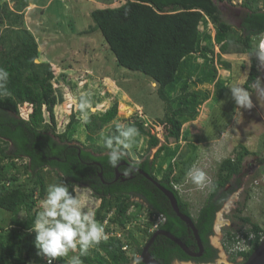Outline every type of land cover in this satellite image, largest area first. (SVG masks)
I'll return each instance as SVG.
<instances>
[{
  "label": "trees",
  "instance_id": "16d2710c",
  "mask_svg": "<svg viewBox=\"0 0 264 264\" xmlns=\"http://www.w3.org/2000/svg\"><path fill=\"white\" fill-rule=\"evenodd\" d=\"M115 1L119 3L116 6L90 11L93 24L88 27V31L99 32L118 66L140 72L157 84L156 94L165 106L164 118L160 122L162 135L165 140L177 141L182 131L179 117H193L194 112L188 106L174 108L173 103L186 101L194 94L187 92V84H184L181 93L170 98L165 88L177 80L181 62L185 57L202 50L213 54V50L200 45L198 28L205 31L204 24L210 22L213 25L214 44L219 50L216 55L217 63L229 69L230 63L223 60L221 55L226 54L235 45L247 48L252 39L264 34V0H241L240 5L245 12L240 17L237 29L222 19L214 0ZM13 2L12 10L8 9L7 4H3L0 14L3 25L0 30V68L9 74L7 80L0 81V84H3V87H0V209L11 215L8 226L0 227V260L8 264H27L32 255L38 252L34 245L35 233L30 232L29 227L39 212L36 201L46 194L43 170L55 172V182L65 183L70 193L75 185L87 187L100 200L95 218L101 221L111 213L110 219L121 228L123 239L133 242L131 244L135 246L136 253H140L142 247H139L138 241L132 237L130 231L123 228L125 222L131 219V215H135H129L131 207H136L137 210L145 208L150 215L164 216L167 222L162 228L181 238L186 245L190 244L184 240L187 228L172 213L170 207L160 203L161 200L163 203L168 202L147 179L136 174L135 180L112 182L115 167L108 163V150L103 144H78L83 148L78 156L77 148L70 147L72 141L67 138V131L76 121L75 115L69 113L68 121L62 123L63 130L58 131L57 123H60L62 118L55 112L54 70L47 62H35L38 59L37 43L23 26V13L29 0ZM256 63V58L250 59L249 72L244 83L247 89L256 81ZM23 104L27 109L25 117L20 116L23 112L20 106ZM44 113H47V119ZM116 116L115 102L102 113L90 114V121L84 124V127L89 134L96 135L113 122ZM132 125L139 130L140 135L147 137L148 152L159 145V138L146 131L140 120L136 119ZM117 134L116 126H112L108 135ZM238 148L234 158H226L220 162L216 180L193 219L203 244H206V234L211 231L215 212L234 191L233 188L226 189V186L241 173L244 159L251 155L245 146L239 145ZM164 149L165 145L160 144L152 159L147 154L141 155L138 161L131 160L128 153L121 162H132L171 191L180 211L189 217L187 203L182 201L170 180L172 166L167 167L160 179L154 174L156 159ZM19 160H23L24 164L18 166L16 162ZM95 163H98L102 170V178L98 177L99 167ZM19 175L24 178L21 184ZM131 195L139 196L144 204L131 200ZM22 209L25 212L24 218L19 217ZM240 220L249 225V229L243 234L249 248L247 251H236L235 256L245 261L264 237V230L248 217ZM172 221L175 224L172 225ZM176 224L178 229L174 227ZM145 226L146 228L135 227L148 238L151 235L148 232L149 224L146 223ZM226 241L237 240L234 235L227 233ZM168 243L172 242L164 237H157L152 247H162ZM123 245L122 239L114 237L100 241L88 249L87 255L81 257L83 264H129L131 257L121 250ZM208 252L210 257L214 256L210 247ZM177 253L179 255H175L178 259L189 260L179 248ZM78 254L79 252L76 255ZM169 256L172 258L173 253ZM154 258L160 263H167L158 256ZM204 261H207V258ZM54 264H67V261L59 258ZM137 264L142 262L138 261Z\"/></svg>",
  "mask_w": 264,
  "mask_h": 264
},
{
  "label": "rangeland",
  "instance_id": "374dc122",
  "mask_svg": "<svg viewBox=\"0 0 264 264\" xmlns=\"http://www.w3.org/2000/svg\"><path fill=\"white\" fill-rule=\"evenodd\" d=\"M214 1L222 19L237 29L240 17L245 12L240 5L241 0ZM3 4H7L8 9L12 10L14 2L0 0V14ZM118 4L115 0H29L24 10L23 26L37 43L38 59L35 62H47L54 70L55 112L62 118L57 123L58 131L63 130L62 123L68 121L71 113L75 115L76 121L67 131V138L83 146H102V138L111 133L112 126L118 123L132 125L136 119L140 120L144 129L151 135H156L160 143L148 152L147 137L137 136L133 148L128 150L130 159L138 161L141 155L147 154L152 159L160 144H164V151L156 159L154 174L160 179L167 167L172 166V185L182 201L187 203L193 217L203 206L211 185L216 180L220 162L226 158H234L239 151L238 146H245L251 155L244 159L241 173L226 186V189L233 188L234 191L226 197L216 213L214 232L210 237L217 254L213 264H242L243 259L235 256V252L248 250L249 244L243 234L247 232L249 225L243 224L240 218L248 217L264 230V60L259 58V54L264 53V34L252 39L247 48L235 45L226 54H222V59L230 63V68L225 69L216 60L219 50L214 44L213 25L207 20L210 24L203 25L205 31L198 28L200 45L213 50V54L202 50L185 57L177 80L165 88L170 98L179 95L184 84H187V92L194 94L186 101L173 103L174 108L188 106L194 116L179 117L182 122L180 138L177 141L165 140L160 123L164 118L165 106L156 94L157 84L140 72L118 66L99 32L88 31V27L93 24L90 11ZM1 22L0 17V30L3 29ZM251 58L257 60L258 75L247 89L244 83ZM232 84L248 90L251 108L236 106L228 89ZM73 97L77 104L82 98L91 101V107L95 111L89 115L102 113L116 102L117 116L96 135H91L81 122L83 112L76 109ZM20 107L23 111L20 116L25 117L27 109L24 104ZM44 117L47 119V113H44ZM16 163L18 166L24 164L23 160ZM190 169L205 172L206 182L202 186L192 182L188 175ZM42 174L46 186L57 180L55 172L43 170ZM23 179L19 175L20 184ZM72 190L82 208L95 215L100 200L85 186L75 185ZM45 196L46 194L36 201L39 211ZM148 214L145 208L137 210L136 207H131L129 210V221H132L133 227L130 226L128 231L139 245L145 243L147 236L136 227L142 228L145 225V220L150 217ZM10 217L8 212L0 209V227L8 226ZM19 217H25L23 209ZM109 222L115 224L112 219L107 223ZM111 227L114 226L109 225L108 228ZM227 233L234 235L237 241L227 242ZM78 252V249L70 251L67 257H58L56 260L63 258L68 262ZM37 253L32 255L27 264H47L46 259ZM0 264L8 263L0 260Z\"/></svg>",
  "mask_w": 264,
  "mask_h": 264
},
{
  "label": "clouds",
  "instance_id": "9594fccd",
  "mask_svg": "<svg viewBox=\"0 0 264 264\" xmlns=\"http://www.w3.org/2000/svg\"><path fill=\"white\" fill-rule=\"evenodd\" d=\"M264 60V53L259 54ZM8 72L0 68V81L7 80ZM3 87V84H0ZM232 100L238 108L249 109L252 101L247 89L232 84L228 86ZM6 94V93H4ZM76 109L83 112L80 117L82 124L90 121L91 101L82 98L77 104L72 98ZM117 135L103 137V145L108 150V163L117 167L132 149L139 130L130 124H117ZM131 168L125 170V175ZM192 182L202 186L206 182V174L200 169H190L188 172ZM29 231L35 233L34 245L38 255L43 256L47 264H52L58 257H67L70 251L79 250L78 255H72L67 264H83L82 256L87 255L88 249L106 239L103 224L95 219L93 213L85 211L79 199L69 192L63 182L51 183L46 188V196L41 202V210L35 215Z\"/></svg>",
  "mask_w": 264,
  "mask_h": 264
},
{
  "label": "flooded vegetation",
  "instance_id": "af4514ba",
  "mask_svg": "<svg viewBox=\"0 0 264 264\" xmlns=\"http://www.w3.org/2000/svg\"><path fill=\"white\" fill-rule=\"evenodd\" d=\"M71 143H73V142H71ZM70 143V147L72 146V147H75V148H77V150H78V156H79V154L81 153V151L83 150V148H81V147H79L78 146V144L77 143H73V144H71ZM85 151H89V150H87V149H85ZM94 164V163H93ZM95 165L97 166V167H99V173H98V177L100 178V176H99V174L101 173L102 174V170H101V168H100V166H99V164L98 163H95ZM128 168H131V171H129L128 172V174L127 175H125L124 173H125V170L126 169H128ZM139 171H142V169L141 168H139V167H137L136 165H134L132 162H130V161H126V162H120V164H119V167H115V169H114V175H115V177H114V180L112 181L113 183L114 182H116L117 180H121V181H125L126 182V180H135L136 179V174L137 175H140V176H142V177H144L141 173H139ZM144 172V171H143ZM116 174H118V177L116 178ZM145 178V177H144ZM146 179V178H145ZM103 183H105V182H103ZM109 184H111V183H109ZM87 188V187H86ZM164 196V195H163ZM165 197V196H164ZM131 200H133V201H138V202H141L142 204H144V202H143V200L139 197V196H133V195H131ZM166 198V197H165ZM165 200H167V202L168 203H163L164 201H162L161 200V204H163L164 206H168V207H170V210L172 211V213H174L173 212V210H172V208H171V206H170V204H169V201H168V199L166 198ZM224 202V201H223ZM222 202V203H223ZM177 205H178V203H177ZM222 205V204H221ZM221 205H220V207H221ZM219 207V208H220ZM178 208H179V206H178ZM219 208H218V210H219ZM218 210L215 212V214H214V218H215V215H216V213L218 212ZM179 211H180V208H179ZM181 212V211H180ZM182 214H183V212H181ZM174 215H175V213H174ZM185 215V214H184ZM176 216V215H175ZM177 217V216H176ZM196 217V216H195ZM195 217H193L192 215H191V213L189 214V218L193 221V219L195 218ZM163 218V220H162V222L157 226V228L153 231V232H151V235L147 238V240L145 241V243L142 245V249L144 248V246H145V244L147 243V241L150 239V237L154 234V233H156V232H158V234H157V236L154 238V240H153V242L155 241V239H157V237H164L167 241H169V242H172L171 244H165L166 246H162V247H159V246H154V247H152V244H153V242L151 243V245L149 246V248H148V251H149V254H150V256L154 259V260H156L157 262H158V260L157 259H155L154 257H159V258H161V260L162 261H166L167 263L166 264H213L214 262H215V260H216V257H217V254H216V249L213 247V245L211 244V242H210V237H211V235L213 234V232H214V219H213V222H212V224H211V231H210V233L209 234H206V236H205V241H206V244L204 243H202L201 242V247H202V251L199 249V247H198V244H197V241H196V239L194 238V236H193V233L191 232V230L187 227V225L183 222V221H181L178 217V219L185 225V227L187 228V231H185L186 232V234H185V238L186 239H184L185 241H187V242H190V244H188V245H186L184 242H182V240H181V238H179L178 236H176V235H174L173 233H171V232H169V231H167V230H165L164 228H162L163 227V225L167 222V219L163 216L162 217ZM193 223H194V221H193ZM173 224H175L174 223V221H172V225ZM195 226V225H194ZM174 227H175V229H176V227H177V229L179 228L178 227V225L176 224V225H174ZM197 230V229H196ZM198 232V231H197ZM164 233H168V234H170V235H172L173 237H175L176 239H178V240H180L184 245H185V247L187 248V250L192 254V256L191 255H188L186 252H184L174 241H172V240H170L168 237H166L165 235H164ZM183 233V232H182ZM184 235V234H183ZM200 238V237H199ZM201 241V240H200ZM209 247L214 251V256L213 257H210L209 256V254H210V252H208L207 253V250L209 249ZM177 248H179L180 250H181V252L185 255V256H187L188 258H189V260H186V261H183V260H180V259H178V257H176L177 255H179V253H177ZM142 249H141V251H142ZM141 253V252H140ZM154 253V254H153ZM171 253H173V257L172 258H169L170 256V254ZM154 256H153V255ZM175 254H177V255H175ZM165 256V257H164ZM209 256V257H208ZM164 257V258H163ZM205 258H207V261H204L205 260ZM169 259V260H168ZM141 262V261H140ZM158 263H160V262H158ZM160 264H163V263H160Z\"/></svg>",
  "mask_w": 264,
  "mask_h": 264
},
{
  "label": "water",
  "instance_id": "95a60500",
  "mask_svg": "<svg viewBox=\"0 0 264 264\" xmlns=\"http://www.w3.org/2000/svg\"><path fill=\"white\" fill-rule=\"evenodd\" d=\"M139 173H141L150 183H152L168 199L169 204H170L173 212L191 230L194 238L197 241L199 249L202 251L201 241H200L198 232L194 226V223L188 216L182 214L179 211L177 201H176V198L174 197L173 193L171 191H169L168 189H166L165 187H163L160 183H158L157 181L152 179V177H150L145 172L139 171ZM116 175H117L116 176V178H117L118 174H116ZM99 176H100V178H102L101 173L99 174ZM157 234H158V232L154 233L150 237V239L147 241L144 248L142 249L141 254H140V261L142 262V264H160L150 256L149 251H148L149 246L151 245V243L153 242V240L157 236ZM164 235L166 237H168L170 240L174 241L184 252H186L188 255L192 256V254L187 250L185 245L180 240L176 239L175 237H173L172 235H170L168 233H164ZM242 264H264V237L261 239V241L258 244V246L256 247V249L250 254V256L245 261H243Z\"/></svg>",
  "mask_w": 264,
  "mask_h": 264
},
{
  "label": "built area",
  "instance_id": "2783aa9c",
  "mask_svg": "<svg viewBox=\"0 0 264 264\" xmlns=\"http://www.w3.org/2000/svg\"><path fill=\"white\" fill-rule=\"evenodd\" d=\"M109 215V214H108ZM107 217L103 220H101L100 222L103 224L104 226V230H105V234H106V239H104L105 241L108 240L109 238H119V239H122V242L124 243V245L122 246L121 250L129 257H131V262L129 264H137L138 261H140V254L141 253H136V248L134 245H132L131 243H133L130 239H123V232L121 230V228H119V226L117 225V223H107L109 221V219L111 218L112 214L110 213V217ZM149 218H147V220H145V224H149L148 226V232L151 233L153 232L157 226L162 222L163 218L161 215H157V214H152L150 215L149 214ZM132 221H126L123 228L125 230H129L130 229V226H132L131 224ZM137 223V222H136ZM134 222V224H136ZM109 225H113L114 227H111V228H108ZM142 228H146V226L143 224V227ZM104 240H101V241H104ZM139 245V244H138ZM143 245V244H142ZM142 245H139V247L141 248ZM138 247V246H137ZM56 260H54L52 262V264L55 263Z\"/></svg>",
  "mask_w": 264,
  "mask_h": 264
},
{
  "label": "bare ground",
  "instance_id": "6f19581e",
  "mask_svg": "<svg viewBox=\"0 0 264 264\" xmlns=\"http://www.w3.org/2000/svg\"><path fill=\"white\" fill-rule=\"evenodd\" d=\"M263 44H264V42H263ZM263 47H264V45H263ZM121 109H123V108H121Z\"/></svg>",
  "mask_w": 264,
  "mask_h": 264
}]
</instances>
